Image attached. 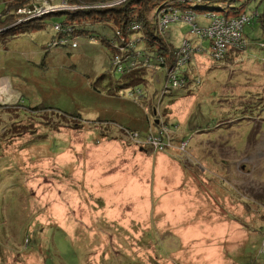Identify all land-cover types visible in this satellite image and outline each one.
<instances>
[{"label": "rangeland", "instance_id": "obj_1", "mask_svg": "<svg viewBox=\"0 0 264 264\" xmlns=\"http://www.w3.org/2000/svg\"><path fill=\"white\" fill-rule=\"evenodd\" d=\"M12 1L0 0V8ZM39 1L14 12H41L34 14L44 17L35 41L28 32L1 37L18 54H5L9 79L0 84L11 101L0 98V264H264L262 20L244 24V50L221 60L211 57L207 40L190 35V25L169 23L157 34L163 48L175 54L186 37L197 50L181 68L190 79L170 90L172 58L157 52V42L137 46L143 81L130 84L115 71V53L89 38L111 39L115 26L106 20L81 24L89 33L75 37V49L45 45L48 58L33 57L37 67L25 62L21 52L55 41L53 24L65 15L52 14L73 12L63 0ZM107 1L93 7L120 0ZM191 4L199 28L208 26L205 16L224 15L220 6ZM255 10L264 15V0L248 3L245 13ZM17 87L18 101L11 98ZM160 122L172 144L166 151L129 138L132 130L140 138L156 133ZM159 156L168 158L164 182L155 177ZM135 174L150 181L135 182Z\"/></svg>", "mask_w": 264, "mask_h": 264}, {"label": "trees", "instance_id": "obj_2", "mask_svg": "<svg viewBox=\"0 0 264 264\" xmlns=\"http://www.w3.org/2000/svg\"><path fill=\"white\" fill-rule=\"evenodd\" d=\"M69 3L74 5H84L81 9L74 10L73 12H55L52 15H65V20L62 22H58V24H62L64 27H68L71 29V34L69 35V39H75V37L79 33L88 34L89 31L85 30L84 24L85 21L95 22V21H110L115 26L113 27L112 37L108 39L104 35H98L97 37L89 36L93 41L101 42L106 45L111 53H115L111 56V66L115 69V71L123 74H128L131 78L130 84H136L137 76H140L137 80L143 81L144 75H138L139 66V57L143 54L144 51L138 52V44L141 41L146 42V44L153 46L155 42L159 43V34L158 29L151 20L152 23L146 20L148 14L151 12L162 13L168 12L171 10H176L180 13L191 12L193 14V9L191 7V3L194 0H125L118 4H113L109 7H93L99 2H108L99 1V0H82V1H74L68 0ZM198 3H204L206 5L220 6L221 11L225 16L236 17L238 15L244 14L246 12V6L248 3L254 0H195ZM242 1L241 7L237 8L235 4ZM28 2H32V0H13L12 3L4 6V9L0 11V35H7L10 38H14L22 33L29 32L31 28L35 30H40L44 25V17L32 19L28 22L17 23L18 17L14 14V12L26 5ZM98 2V3H96ZM195 7V6H193ZM196 9V8H195ZM226 9L229 11L226 12ZM257 12V10H255ZM258 14V12H257ZM195 16V15H194ZM255 17L250 18V22L252 23ZM256 19L262 20V27L264 28V15H258ZM57 24V23H55ZM135 27V28H134ZM54 30V24H53ZM54 30V34H55ZM140 33V34H139ZM145 33V35H144ZM137 35V36H136ZM146 37V38H145ZM51 38H60L59 34H55ZM71 42L66 44L71 47ZM113 44V45H112ZM210 45V42H208ZM66 45H58L64 47ZM164 44L159 43V47L157 52L163 54L162 51L165 49L170 53V60L173 56V51L171 49L163 48ZM52 47L51 43H48V49L50 50ZM72 48V47H71ZM161 48V49H159ZM47 49V50H48ZM75 49V48H72ZM167 51V52H168ZM120 55V56H119ZM115 56L119 57L120 64L117 66L113 65L112 61ZM226 57V56H225ZM169 60V61H170ZM156 61L158 66H160L164 70V64L160 63L156 57ZM171 65H172V61ZM149 63V57L146 58V64ZM142 65L145 63H141ZM166 79V75H165ZM183 83L187 82L188 79L186 76L181 75L180 79ZM35 108V107H34ZM34 108L31 110L34 111ZM75 116H73L74 118ZM77 118V117H76ZM99 125L109 126L105 123H98ZM98 125V126H99ZM110 127V126H109ZM128 134L138 133L136 131H127ZM183 143V142H182Z\"/></svg>", "mask_w": 264, "mask_h": 264}, {"label": "built area", "instance_id": "obj_3", "mask_svg": "<svg viewBox=\"0 0 264 264\" xmlns=\"http://www.w3.org/2000/svg\"><path fill=\"white\" fill-rule=\"evenodd\" d=\"M52 1L54 2V0ZM63 1H64V5L67 8L74 11L76 7L67 6L66 4L67 0H63ZM123 1L125 0H120L118 1V3H121ZM32 2L36 4L40 3L39 0H32ZM34 7L35 6H32L30 8L19 9L17 11L18 14L17 23H24V21H22L23 19H26L27 21V20L39 18V16H34V14H40L41 12L38 11L36 7L35 8ZM49 9H53V11H56L57 9H62V8L58 6H53L50 7ZM155 16L156 17L155 20H153V22L155 23L158 32L164 31L168 27L169 23H173V22L187 23L191 27L190 35L195 36L201 41L207 40L208 42H210V46L212 50L211 57L214 60H221L223 58H226L225 56L230 52H242L244 50L246 44H245V40L242 37L243 25L248 24L250 22V18L253 17L257 18L258 14L257 12H253L251 14L244 13L236 17L210 14L208 16H205V18H208L209 24L207 27L204 28L197 27V24L194 22L195 16L191 12L180 13L176 10L170 9L168 12H164V11L162 13L156 12ZM54 30L56 32L55 34L60 35V38H54L55 41L51 43L52 47L58 45H66L70 42L72 43L71 44L72 48L77 47L75 39L68 38L69 35L71 34V29L62 26L61 24L59 25L55 24ZM260 46L264 47L263 44H261ZM195 51L197 50L193 48L191 42H189L185 37L182 45L175 51V54H173L172 67L170 65L166 72L165 85L170 90H178L185 85L186 82L183 83L182 80H179L180 76L184 75L181 73V71L185 70L181 68H184L188 64L191 55ZM159 62L161 64L163 63V61L160 59ZM112 63L115 66L120 64L119 57L115 56ZM184 76H186L188 80L190 79L187 73ZM165 92L167 93V91ZM140 93L141 91H137V95H140ZM129 136H130L129 138L133 141L135 145L140 147L147 146L151 148L154 152H164L167 149H169L172 145L171 140L168 137V129L161 122L157 124L156 133H153L151 130H149L144 138H140L137 133H132ZM186 146H187L186 143H181L180 149L179 147L177 149L179 151H183Z\"/></svg>", "mask_w": 264, "mask_h": 264}, {"label": "crops", "instance_id": "obj_4", "mask_svg": "<svg viewBox=\"0 0 264 264\" xmlns=\"http://www.w3.org/2000/svg\"><path fill=\"white\" fill-rule=\"evenodd\" d=\"M2 6V5H1ZM5 6V5H4ZM4 6H3V8H0V11L1 10H3L4 9ZM37 30H35L34 31V33H31L30 31L28 32L29 33V35H26V33H22V34H20V35H18V36H15L14 38H17V37H19V36H21V35H26V37L27 38H29V40L30 41H35L36 40V38L35 37H38V36H40V35H38V33L36 32ZM36 32V33H35ZM37 34V35H36ZM1 37H2V35H0V84L2 83V85H3V83L5 82L6 83V81H7V79H9L8 77H6V76H3L4 74V71L8 68V66H9V64H8V62H7V59H6V57H5V54L7 53L8 55L9 54H18L17 53V51H15V50H8L7 48H6V42L5 41H2L1 40ZM48 39L46 38L45 40L43 39V41L42 42H39L38 44H37V50L35 49V48H33L32 50H28V51H23V52H21L20 53V56H22V57H24V61L25 62H27V63H31L34 67H37V60H38V56L39 55H43V54H45V58H48V54H47V47L45 48V45H47L48 46V43L50 42V40L49 41H47ZM42 43H45V44H43L42 45ZM167 46V45H166ZM179 47V46H178ZM176 48V47H175ZM174 47H173V49H175ZM56 50H52V51H50V53H54ZM41 52H42V54H41ZM33 55V56H32ZM32 56V57H31ZM33 57H36V61L34 62L33 60H31V59H33ZM41 59V58H40ZM3 74V75H2ZM21 92V91H23V90H21V89H19L18 87H17V91L16 92H13V94L11 95L12 97V99H15V100H19L18 99V97H17V94H18V96L20 95L19 94V92ZM5 95V92L2 90V88H1V86H0V98H2V99H4L5 101V103H7V104H9V103H11V101H9L8 102V100H9V98L8 97H6V96H4ZM10 98V99H11ZM8 99V100H7ZM17 101H15V102H17ZM14 101L12 102V103H15ZM157 156V155H156ZM172 158V157H171ZM156 161H157V163H158V165H159V169H157L156 171L158 172V174H161V177H159V176H155L159 181H161V180H163L162 178H163V176L166 174V172H167V167H164L166 164H167V162H168V158L167 157H165V156H159L158 158H156L155 159ZM133 179H134V181L135 182H139L138 181V177H137V175L135 174V175H133V176H131ZM140 179V178H139ZM149 179L147 178V179H144V181H142L145 185H146V183H147V181H148ZM150 181V180H149ZM142 182H139V183H141V184H143ZM163 182H164V180H163ZM154 184V183H153ZM220 225H222V226H220L221 227V229L222 228H224L225 230L228 228V226L227 225H229V224H227V223H225V222H223V223H221ZM217 230L220 232V234L222 235L223 234V232H221L218 228H217Z\"/></svg>", "mask_w": 264, "mask_h": 264}]
</instances>
